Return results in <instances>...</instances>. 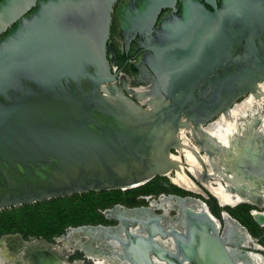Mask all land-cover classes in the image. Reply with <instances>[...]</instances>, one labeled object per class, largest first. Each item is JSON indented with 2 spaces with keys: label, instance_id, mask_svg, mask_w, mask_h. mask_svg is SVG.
I'll list each match as a JSON object with an SVG mask.
<instances>
[{
  "label": "water",
  "instance_id": "obj_1",
  "mask_svg": "<svg viewBox=\"0 0 264 264\" xmlns=\"http://www.w3.org/2000/svg\"><path fill=\"white\" fill-rule=\"evenodd\" d=\"M35 1L0 4V34L18 22L0 39V210L87 192L126 191L172 172L187 178L185 131L203 134L209 121L226 115L245 95L264 96V0H141L135 15L142 12V18L121 28L139 35L144 28L150 38L145 65L157 87L144 93L123 92L108 66L115 0H48L24 16ZM177 2L178 15L154 31L160 12L174 14ZM173 148L178 161L159 171L157 152L168 159ZM216 185L235 199L233 207L253 204L250 215L264 227V190L243 197ZM152 201L104 210L105 220L115 225L76 228L122 227V249L134 264H237L230 253L234 247L264 253L253 240L247 247L225 241L227 212L216 218L201 200L207 213L184 211L182 232L149 220L141 222L143 234L133 235L137 221L112 216L119 209H148Z\"/></svg>",
  "mask_w": 264,
  "mask_h": 264
},
{
  "label": "flooded vegetation",
  "instance_id": "obj_2",
  "mask_svg": "<svg viewBox=\"0 0 264 264\" xmlns=\"http://www.w3.org/2000/svg\"><path fill=\"white\" fill-rule=\"evenodd\" d=\"M2 1L3 0H0V4ZM28 1L29 0H25L26 3H28ZM46 1L48 0H36L35 5L32 6L30 10L24 14V16H29L37 9L40 3ZM140 3L141 0H115L111 10L110 32L106 44V58L110 71L113 75L117 76L116 85L123 92H126V90H132L137 93L151 92L155 91V87H157L156 79L145 65V61L147 60L149 54L144 48L147 44H149L147 43V39H150L149 37H145V29L142 28L141 31H143V33L139 35L136 31H122L121 28L122 24L127 27L129 25V20L132 18L133 20H135L136 17L142 18V12L140 13L141 15H135L140 12ZM176 9L177 12L174 14H172L170 9L162 10L152 29L157 31L160 23L171 19L173 16H177L180 9L179 2L176 4ZM16 24H18L17 21L11 24V26L7 28L6 32L0 34V39H2ZM150 36L152 37V40L157 41L154 32L151 33ZM185 136V139L188 141V148L186 149L187 155H185V161L187 164L183 167V174L187 176V178L185 177L186 180L192 184L195 191L193 192L188 187H180L179 185L173 183L170 178L171 175L174 176V172L171 173L168 179L179 189L186 192V196L202 195L203 192H211L208 188L207 191L205 185L203 184L209 180V175L207 173V161L213 163L216 175L222 177L223 174L228 172V176H225L226 184L223 182L221 177H219L221 181L220 183L223 187L227 185L228 187L234 189L237 192L236 194L239 196H253L254 188L264 190V96L258 100H254L253 104V95H245L237 101V103L226 115L217 116L209 121L203 128V134L197 132L191 134L190 130H186ZM210 137L216 138L210 139ZM171 153L173 154V157L179 154L175 148L171 149ZM190 169L196 171L195 173L198 172L199 176L195 177ZM189 172H191L193 176ZM211 188L219 189L222 193V188L220 186L217 187L216 184L212 185ZM225 196L228 198L227 202L232 205L224 203L222 204L224 207H233L236 205L235 199L228 195ZM242 204L254 207L253 204ZM157 211L161 212V214L163 213L159 210H156L155 212ZM171 213L174 212L170 211L168 214L169 217H171ZM224 217L225 219H230L227 215H224ZM173 225L175 226V224ZM227 227L229 228V226ZM230 228L231 231L229 233L234 235L235 232L233 227L230 226ZM12 236L17 240L18 235ZM57 238H53V241L58 242ZM81 238H85L84 242H82ZM101 238L102 237H96L91 239L76 235H69L68 233L65 240L72 244L75 250L80 251L84 257L83 261L76 262L75 259H73L69 264H85L86 260L91 264H131L126 259H121L118 256V252L120 250L115 241L111 240L108 242V245L111 247L113 252L109 255H103L100 253L109 252V249L105 248L99 241ZM240 239L244 243L249 241L247 233L244 230L243 234L240 235ZM33 240L38 241L35 238L29 237L28 242L24 243V246H20V251H26V258H28L26 259L27 261H31L33 251L38 250L33 249L29 253L30 243ZM237 240L239 241L238 238ZM39 241H43L47 245L54 248L49 241L43 239H40ZM91 247L93 249H91ZM48 251L55 254L51 250ZM1 257L8 262L6 258L3 256ZM257 258L260 260L259 264H264L262 258ZM31 262L34 264L33 260ZM62 262L61 264H63ZM65 264L68 263L66 262ZM156 264L160 263L156 262Z\"/></svg>",
  "mask_w": 264,
  "mask_h": 264
},
{
  "label": "trees",
  "instance_id": "obj_3",
  "mask_svg": "<svg viewBox=\"0 0 264 264\" xmlns=\"http://www.w3.org/2000/svg\"><path fill=\"white\" fill-rule=\"evenodd\" d=\"M162 180L156 177L147 184L123 191L124 193L120 190L87 192L0 210V237L20 235L23 238H43L51 241L62 236L67 228L104 225L102 214L104 210L117 204H125L129 207L140 206L136 199L157 195L160 190L155 189V184L157 181L162 183ZM177 194L187 195L181 189ZM124 197H127L129 202L124 203ZM209 200V205H213L211 207L213 214L217 215L215 200L213 198ZM244 210L248 212L249 207L245 206Z\"/></svg>",
  "mask_w": 264,
  "mask_h": 264
},
{
  "label": "bare ground",
  "instance_id": "obj_4",
  "mask_svg": "<svg viewBox=\"0 0 264 264\" xmlns=\"http://www.w3.org/2000/svg\"><path fill=\"white\" fill-rule=\"evenodd\" d=\"M261 88H264V85H260ZM263 90H260V93H263ZM183 135V132H182ZM255 142V141H254ZM235 143V142H234ZM264 143V142H263ZM188 141L184 138L183 139V145L182 148L185 150V155L186 154V149L188 148ZM157 157L159 162L157 163V168L159 171H165L170 165H172L175 161L177 162L178 160L175 158H168V159H162L161 155L157 152ZM192 170L193 174L195 177L199 176V173H195L196 171ZM198 170V169H197ZM175 175L171 177V181L180 187H188L191 191H195V188L192 186L186 178L180 174V172H175ZM204 184V183H203ZM211 193L221 202L220 204H230L227 202V197L225 196L226 193L222 190V193L219 191V189L216 188H211L208 185V182H206L205 185ZM219 187V186H217ZM254 188V187H253ZM255 189V188H254ZM253 189V190H254ZM246 190V189H245ZM249 193V192H247ZM251 194V193H250ZM232 205V204H230ZM223 206V205H222ZM204 205L202 204L201 201L199 200H189L187 201H181L177 200L171 197H161L157 201H152L148 209H139V210H133V211H126V210H116L114 213H112V216H115L117 218H120L122 220H127L130 223L136 222L137 221V227L134 229H131V233L133 235H141L142 233V223L149 221V220H155L158 221L160 224H162L168 231H176V232H182L185 229V218H184V211L190 210L193 213L196 214H206V208L204 209ZM156 210L162 211L163 213L161 215H155L153 211L155 212ZM174 212L175 216L174 217H169L168 214L169 212ZM224 215H227L230 219H225ZM223 238L225 241L239 246L247 247L252 244L250 235L248 234L247 230L244 229L242 225H240L235 219H233L231 216H229L227 213H223ZM166 221V222H165ZM142 222V223H141ZM214 223L216 224V227H218V222L214 219ZM175 224V226L173 225ZM229 226V228L227 227ZM230 226L233 227L234 230V235L232 233H229L231 231ZM242 228H241V227ZM243 230L247 233L249 241L247 243H244L240 239V235L243 234ZM69 235H76L79 237H86V238H96V237H102L101 240H99L102 245L109 249V252H100L103 255H109L112 251L111 247L108 245V242L115 241L117 243V246L120 251L118 252V256L121 259H126L129 263L134 264L132 261V258L129 255H125L123 249H122V244L126 243L125 240V235L123 228L118 226V227H111V228H71L67 231L66 234ZM237 236H236V235ZM239 241L237 240V238ZM82 242H84L85 238H81ZM91 249H93L91 247ZM231 255L234 257L235 261L237 264H259L260 260L257 257L262 258L264 262V257L255 253H248L244 252L241 249L234 247L230 249ZM253 256V257H252ZM31 258L34 262V264H61V259L53 254L52 252L48 250H35L33 251ZM63 263V262H62ZM160 264H163L159 262ZM156 264V262H155Z\"/></svg>",
  "mask_w": 264,
  "mask_h": 264
},
{
  "label": "rangeland",
  "instance_id": "obj_5",
  "mask_svg": "<svg viewBox=\"0 0 264 264\" xmlns=\"http://www.w3.org/2000/svg\"><path fill=\"white\" fill-rule=\"evenodd\" d=\"M261 90L264 91V88H261ZM254 100L255 99H253V104H254ZM212 138L215 139L216 137H210V139H212ZM173 158L175 159L176 157H173ZM171 177H173V176L171 175ZM162 179H163L162 183L157 181V183L155 184L156 185L155 189L160 190V192L157 195L147 196V197H149L150 201L155 200V199L157 201V198L162 194H164L165 196L170 195V194L175 195L174 191L177 193L180 190L168 178H162ZM166 190H168L169 192H167ZM171 191H173V192H171ZM121 192L124 193L123 191H121ZM147 197L137 198L136 202L140 203L139 204L140 206H137V207L148 206V202H150V201L145 200V198H147ZM191 197L199 199L202 202H204L206 204V206L208 207L209 212L216 218L219 215L220 211H222V210L226 211L229 216H231L233 219L238 221L247 230L248 234L251 236V238L255 244L264 248V227H259L255 223V221L253 220L252 216L250 215V212L255 209L254 207L247 206V207H249L248 212H245L244 207L246 205H244V204H240V205L233 207V208L223 207V209H222L221 207L218 206L216 199L213 196H211L209 193H206V192H203L202 195H191ZM210 198H213L216 202L215 210L217 211V215H214L212 212L213 209L211 207L213 205L212 206L209 205V201H210L209 199ZM123 201H124V203L129 202L127 197H124ZM117 205H121V206L126 207V208H137V207H129V206H126L125 204H117ZM261 211H264V210H261ZM156 214H161V212L157 211ZM174 215H175V213L170 214L171 217H173ZM103 218H104V216H103ZM104 220H105V218H104ZM115 224H116L115 222H107L105 220L104 225H115ZM66 235L62 239H59L58 242L53 241L54 239H51V241H49V242H51V244L54 248L47 245L43 241H39L40 239H43V238H35L38 241H34V240L31 241L29 253L33 249H38V250L39 249H41V250L46 249V250L53 251L63 261V264H65L66 262L69 264L72 262L73 259H75L76 262L83 261L84 257L82 255V253L78 250H75L73 248V245L68 243L67 240H65ZM31 238H33V237H31ZM28 239H29V237L23 238L20 235H18L17 240L15 238H13L12 235L11 236L10 235L3 236L2 238H0V264H5V263L6 264H33L31 262L32 260L31 261L26 260V259H28V258H26V251H20V249H21L20 246L21 245L24 246V243L28 242ZM43 240H45V239H43ZM259 254L264 257V253H259ZM1 256L6 258L8 260V262H6V260H4ZM28 257H29V254H28ZM11 260H12V262H11ZM75 264H80V263H75ZM85 264H91V263H88L86 260Z\"/></svg>",
  "mask_w": 264,
  "mask_h": 264
},
{
  "label": "crops",
  "instance_id": "obj_6",
  "mask_svg": "<svg viewBox=\"0 0 264 264\" xmlns=\"http://www.w3.org/2000/svg\"><path fill=\"white\" fill-rule=\"evenodd\" d=\"M207 164H208V175H209V180H208V183L209 184H212V185H214V184H220L221 185V181H220V178L219 177H221V176H218V175H216L215 174V172L213 173V171H214V166H213V163H211L210 161H207ZM213 170V171H212ZM213 173V175L214 176H216L215 178H211V174ZM228 172H226L225 174H223V176L221 177L222 178V180H223V182L226 184V177L228 176V174H227ZM226 176V177H225ZM214 183V184H213ZM204 185H206V183H204ZM222 186V185H221ZM209 193V192H208ZM211 193V192H210ZM209 193V194H210ZM211 196H212V193L210 194ZM214 198L216 199V197L214 196ZM217 201V200H216ZM220 203V202H219Z\"/></svg>",
  "mask_w": 264,
  "mask_h": 264
}]
</instances>
